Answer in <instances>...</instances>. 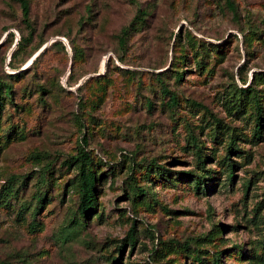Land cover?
Returning <instances> with one entry per match:
<instances>
[{
  "label": "rangeland",
  "instance_id": "1",
  "mask_svg": "<svg viewBox=\"0 0 264 264\" xmlns=\"http://www.w3.org/2000/svg\"><path fill=\"white\" fill-rule=\"evenodd\" d=\"M28 1L25 21L17 0H0V80L12 88L0 113V264H264V128L252 139L251 97L240 115L229 101L252 87L264 109V0ZM231 135L240 154L228 179ZM192 138L203 194L175 174H202ZM82 150L97 208L71 228L67 161ZM131 186L147 196L127 198Z\"/></svg>",
  "mask_w": 264,
  "mask_h": 264
},
{
  "label": "trees",
  "instance_id": "2",
  "mask_svg": "<svg viewBox=\"0 0 264 264\" xmlns=\"http://www.w3.org/2000/svg\"><path fill=\"white\" fill-rule=\"evenodd\" d=\"M22 16L25 21L28 20L29 16V1L28 0H17ZM143 20V19H142ZM141 20V21H142ZM136 22V20H135ZM134 24L132 23L131 26ZM129 28H124L121 31V34L119 35L118 41L119 44H124V39L128 35ZM57 42H54V44ZM20 43H17V46H19ZM20 48V46H19ZM18 50V48H17ZM182 79V73H175V81L180 82ZM162 93L166 96H168V101L165 103L166 105L170 106H176L177 105V98L175 95L171 92H169L166 88V86L163 84L161 86ZM11 92L12 88L11 86L7 85L4 81L0 80V113L4 108L6 100L11 99ZM229 101L231 106L235 109V112L237 114H243V107L245 105V100L247 103V98H250V101L253 103V111H254V128H253V134L252 139L258 141L262 138L263 128H264V109L260 104V100L258 96L256 95V91L252 88H237L234 86L233 90L229 93ZM147 108H152V103L147 101L146 102ZM192 141V148L195 151L196 155V163L197 168L202 172V174H196L194 172L190 173H175L178 175L179 180H185L190 181V184L192 188L195 190L197 194H203L207 190V186L205 184L206 175L208 173L205 170V162L206 159L202 157L201 150L202 147L198 144V141L195 138L191 139ZM225 165L227 170V177L228 179H233L232 175L234 172V162L231 160V156L233 154H240L236 139L233 135L230 136L229 142L227 144V147L225 148ZM74 166V169L76 170V178H74L71 186L73 187V190L77 193V199H78V206L76 210L72 213L71 219L69 221L71 228H83L87 224V220L92 212H94L97 208V171L96 166L93 163V160L82 150L77 155L72 156L67 161V168H71ZM160 170V172H159ZM155 174H159L160 176L164 177L167 175H171L174 173H170L166 171L163 167L160 169L157 167V171ZM100 174V178H101ZM37 182H39L41 185L46 186V179L42 176H39L37 179ZM47 193V192H46ZM45 194V193H44ZM128 196L127 198L132 199H139L144 198L147 196V190L140 189L136 186L130 187V193H126ZM42 194H39L37 197V202L35 206L33 207V210L31 212V215L35 217L38 215L41 205H42ZM27 206L24 207V210H27ZM130 247L133 248L135 244L134 237L129 238ZM122 247L120 248V252L122 251ZM114 261L113 263H115ZM220 260L218 258L214 259L212 261V264H219Z\"/></svg>",
  "mask_w": 264,
  "mask_h": 264
},
{
  "label": "water",
  "instance_id": "3",
  "mask_svg": "<svg viewBox=\"0 0 264 264\" xmlns=\"http://www.w3.org/2000/svg\"><path fill=\"white\" fill-rule=\"evenodd\" d=\"M45 49V47L35 56V58ZM34 58V59H35Z\"/></svg>",
  "mask_w": 264,
  "mask_h": 264
}]
</instances>
